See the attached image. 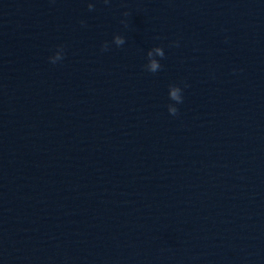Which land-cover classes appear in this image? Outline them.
Listing matches in <instances>:
<instances>
[{
	"label": "clouds",
	"instance_id": "obj_1",
	"mask_svg": "<svg viewBox=\"0 0 264 264\" xmlns=\"http://www.w3.org/2000/svg\"><path fill=\"white\" fill-rule=\"evenodd\" d=\"M104 3L108 4V3H110V0H104ZM88 9H89V11H93L94 10V4L89 3L88 4ZM125 15H127V13H125ZM113 39H114L115 44L117 46H121V45H123L125 43L124 37H122L120 35L114 36ZM60 48L63 51V47H60ZM107 48H108V44H107V42H105L102 45V50H107ZM155 51L160 55L161 58L164 57L165 53L162 51L161 47H156ZM147 58H148V61H149V63L147 65H145V68H146L147 71L155 73L162 67L161 64L157 60L151 59V52L147 53ZM57 59L59 61H61L63 59V55L57 57ZM50 62L53 63V64L57 63L56 61H50ZM185 86H187V85H185ZM169 89H170V91H169V99L174 101L175 104L183 103V95H182L181 87L179 85H169ZM175 104H169L167 106L168 107V112L171 115H173V116L178 115V111H179L178 108L175 106Z\"/></svg>",
	"mask_w": 264,
	"mask_h": 264
}]
</instances>
